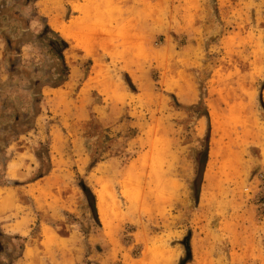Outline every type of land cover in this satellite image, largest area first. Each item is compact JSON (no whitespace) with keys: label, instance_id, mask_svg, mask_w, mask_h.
I'll return each mask as SVG.
<instances>
[{"label":"rangeland","instance_id":"1","mask_svg":"<svg viewBox=\"0 0 264 264\" xmlns=\"http://www.w3.org/2000/svg\"><path fill=\"white\" fill-rule=\"evenodd\" d=\"M25 1L0 0V129L33 114L28 76L49 81L55 54L26 42L46 13L104 35L87 54L67 37L69 79L0 153V264H264V0Z\"/></svg>","mask_w":264,"mask_h":264},{"label":"trees","instance_id":"2","mask_svg":"<svg viewBox=\"0 0 264 264\" xmlns=\"http://www.w3.org/2000/svg\"><path fill=\"white\" fill-rule=\"evenodd\" d=\"M27 1L21 2V3H26ZM29 1H32V0H29ZM35 1L36 0H34V2ZM18 3H20V1ZM3 4H6V2H3ZM10 11L14 12V15L17 16L19 20L24 24L25 26L24 29L26 33H30V30H29L30 26L29 25L27 26V24H29L27 18H25L23 14H19L13 8H11ZM33 36L34 37L28 38L26 42L32 43L33 41H36V40L41 41V42H46L50 50L55 54V57L57 59H55L54 63L51 65V71H49V76H50L49 81H45V80L44 82L34 81L32 80L31 76L27 75L28 79L32 83V86L35 87V92L33 93L34 101L31 103L33 114L30 115L29 117H25L22 111L15 104V113L13 117L10 119V121H8L7 123H4L0 129L2 133L11 134V135H8L9 137H6L0 133V153L4 152L5 149L9 146V144L11 143V137L13 134L19 135V134L25 133V130L27 131L26 127L28 126V124L32 122L36 118V116H38L41 113V106L39 105V103L41 102V98L43 97L42 90L44 86L50 85L53 87H58L69 79L71 68H70V65L66 57V51L70 47L69 41L66 38H64L59 31L55 30L48 22H45L40 32L37 34L34 33ZM5 38L7 41L8 50H13L12 38H10L9 36H5ZM129 83L131 82L129 81ZM172 96L174 97L175 101L178 103L175 94H172ZM196 107L197 106H191V109L198 110ZM202 116L209 117V112L207 111V108L205 107H204V110L201 111L199 115V117H202ZM124 120L132 121L134 119L129 114H127V116H125L122 121ZM125 131L126 132L124 135L128 137H132L131 139L135 138L139 134L137 127H135L134 125H130V124L125 128ZM207 136H208L207 140H209L210 132H208ZM92 146L93 145L91 144H87V148H92ZM91 155H92V162H91L90 167L93 168L99 161L103 160V158L99 157L97 154L94 155L91 153ZM118 155L119 154H117L114 150H112L109 156L112 157V156H118ZM38 156L40 157L41 155H38ZM202 173H203V167L200 165L198 167V178L199 176L200 177L202 176ZM42 176H45V174H40L38 177H36V179ZM80 186L83 189L89 201V204L92 208L94 219L100 222L98 210L96 207L95 192L84 180H81ZM0 233H2L1 230H0Z\"/></svg>","mask_w":264,"mask_h":264},{"label":"bare ground","instance_id":"3","mask_svg":"<svg viewBox=\"0 0 264 264\" xmlns=\"http://www.w3.org/2000/svg\"><path fill=\"white\" fill-rule=\"evenodd\" d=\"M94 0H91L90 3H93ZM81 20H73L69 25H63L62 31L68 38H72L73 41H76L79 45L91 52V40L95 39L97 31H95L90 25H85ZM87 36L86 38H84ZM110 187L105 185L104 189L98 194V207L100 212L107 214L108 204H107V194H109ZM152 254L168 261V255L165 252L163 244L155 245L152 249Z\"/></svg>","mask_w":264,"mask_h":264},{"label":"crops","instance_id":"4","mask_svg":"<svg viewBox=\"0 0 264 264\" xmlns=\"http://www.w3.org/2000/svg\"><path fill=\"white\" fill-rule=\"evenodd\" d=\"M46 15V17H47V19H48V23L55 29V30H57V31H59L60 33H61V35L65 38L66 37V35L63 33V31H62V26H61V28H58V27H56V26H54L53 24H52V20H51V17L50 16H48V14L46 13L45 14ZM78 18H76L75 20H77ZM66 25H69V24H66ZM99 30V31H98ZM100 30L101 29H97V30H95V31H98L97 32V34L95 35V39L94 40H91V44H92V47H91V52H89L87 49H85L84 47H82L81 46V48H79L80 49V51H84L85 52V54H87L88 52L89 53H92V52H94L95 51V49L98 47V46H100V45H102V42H103V35L104 34H102L101 32H100ZM125 31H127V29H125ZM114 34V33H113ZM108 36H110V35H108ZM66 39H68L67 37H66ZM72 39V38H71ZM73 40V39H72ZM71 42V41H70ZM76 42V41H75ZM122 43H128V41L123 37V40H122ZM78 44V43H77ZM106 45V51H107V55H114V56H118V58L119 59H121L122 60V54L121 53H119V52H117L116 50H114L113 48V46H112V44H110V43H107V44H105ZM71 48V45H70V47L67 49V51L69 50ZM67 51H66V53H67ZM88 51V52H87ZM66 57H67V54H66ZM6 193V192H5ZM4 193V194H5ZM1 194V193H0ZM9 199V197L7 196V197H5V199H4V195H3V197L1 198V201H0V215H2L3 213H5V209H4V207H3V205L7 202V200ZM2 203V204H1Z\"/></svg>","mask_w":264,"mask_h":264}]
</instances>
